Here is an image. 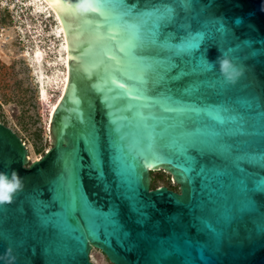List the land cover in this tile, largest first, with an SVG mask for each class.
<instances>
[{
    "label": "water",
    "instance_id": "water-1",
    "mask_svg": "<svg viewBox=\"0 0 264 264\" xmlns=\"http://www.w3.org/2000/svg\"><path fill=\"white\" fill-rule=\"evenodd\" d=\"M68 45L49 143L29 167L0 124V264H264V0H47ZM226 54L244 68L228 84ZM164 167L180 191L149 188ZM151 170V169H149Z\"/></svg>",
    "mask_w": 264,
    "mask_h": 264
},
{
    "label": "rangeland",
    "instance_id": "rangeland-1",
    "mask_svg": "<svg viewBox=\"0 0 264 264\" xmlns=\"http://www.w3.org/2000/svg\"><path fill=\"white\" fill-rule=\"evenodd\" d=\"M20 1L25 6L22 10L16 6L15 13L0 6V124L24 145L27 161L23 165L29 167L54 147L49 143L50 102L56 99L59 88L50 85L53 81L59 86L65 69L63 39L56 36L59 27L55 16L33 11L29 0ZM38 46L45 49L46 56L36 66L31 52ZM41 87L48 100L39 97ZM147 170L149 188L166 186L180 191V182L173 180L172 172L162 166ZM89 259L94 264H113L95 245L89 248Z\"/></svg>",
    "mask_w": 264,
    "mask_h": 264
},
{
    "label": "clouds",
    "instance_id": "clouds-1",
    "mask_svg": "<svg viewBox=\"0 0 264 264\" xmlns=\"http://www.w3.org/2000/svg\"><path fill=\"white\" fill-rule=\"evenodd\" d=\"M74 14L88 17L93 14L103 15L102 0H70ZM218 64L220 75L228 84H236L244 75V68L233 63L226 54H221L215 62H209L211 70ZM24 189V179L13 170L9 173L0 171V206L13 203L14 198Z\"/></svg>",
    "mask_w": 264,
    "mask_h": 264
},
{
    "label": "bare ground",
    "instance_id": "bare-ground-1",
    "mask_svg": "<svg viewBox=\"0 0 264 264\" xmlns=\"http://www.w3.org/2000/svg\"><path fill=\"white\" fill-rule=\"evenodd\" d=\"M29 6H31L33 8V11H37L40 13H44L45 16H50L51 14L55 16L57 22H58V30L59 33H57L56 30V36H61L63 39V62H64V75L63 77L60 79L59 82H61L59 84V86H56L57 83L51 81V87L52 88H59V93L56 97L55 100H53V102H50V110H51V115L53 110L55 109V107L57 106V104L59 103V101L61 100L66 87H67V82H68V45H67V37L61 22V19L57 13V11L54 9V7L47 1V0H29V2L27 3ZM46 56L45 53V49H43L42 47L38 46L36 47L32 52H31V58L33 63L36 66L41 65V63L44 61V58ZM58 80V79H57ZM42 88V87H41ZM40 90V89H39ZM39 97L44 101V100H48L47 98V92L45 91V88L43 87L41 89V92L39 94ZM147 169H152V168H147ZM146 169V170H147Z\"/></svg>",
    "mask_w": 264,
    "mask_h": 264
},
{
    "label": "built area",
    "instance_id": "built-area-1",
    "mask_svg": "<svg viewBox=\"0 0 264 264\" xmlns=\"http://www.w3.org/2000/svg\"><path fill=\"white\" fill-rule=\"evenodd\" d=\"M0 6L6 8L10 13H15L16 6L20 7L19 10H22L25 5L20 0H0Z\"/></svg>",
    "mask_w": 264,
    "mask_h": 264
}]
</instances>
